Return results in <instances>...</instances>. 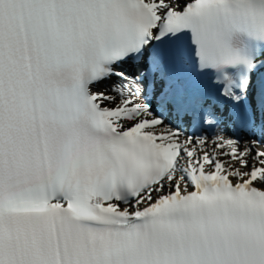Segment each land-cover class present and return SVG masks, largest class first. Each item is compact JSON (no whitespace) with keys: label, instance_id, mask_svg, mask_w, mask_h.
<instances>
[{"label":"snow or ice","instance_id":"snow-or-ice-1","mask_svg":"<svg viewBox=\"0 0 264 264\" xmlns=\"http://www.w3.org/2000/svg\"><path fill=\"white\" fill-rule=\"evenodd\" d=\"M0 264H264V0H0Z\"/></svg>","mask_w":264,"mask_h":264}]
</instances>
